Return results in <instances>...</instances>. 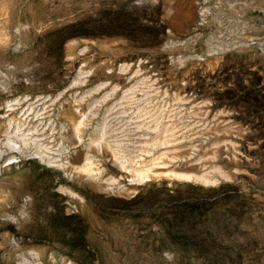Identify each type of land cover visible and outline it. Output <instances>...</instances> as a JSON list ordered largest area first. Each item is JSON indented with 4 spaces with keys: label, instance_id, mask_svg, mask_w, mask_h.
<instances>
[{
    "label": "rangeland",
    "instance_id": "374dc122",
    "mask_svg": "<svg viewBox=\"0 0 264 264\" xmlns=\"http://www.w3.org/2000/svg\"><path fill=\"white\" fill-rule=\"evenodd\" d=\"M0 264H264V0H0Z\"/></svg>",
    "mask_w": 264,
    "mask_h": 264
}]
</instances>
